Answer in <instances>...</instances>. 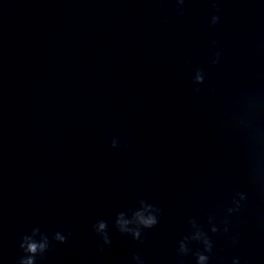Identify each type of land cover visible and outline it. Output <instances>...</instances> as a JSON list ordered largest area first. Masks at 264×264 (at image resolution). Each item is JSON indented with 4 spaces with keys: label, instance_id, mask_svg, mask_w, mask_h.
Returning <instances> with one entry per match:
<instances>
[{
    "label": "water",
    "instance_id": "1",
    "mask_svg": "<svg viewBox=\"0 0 264 264\" xmlns=\"http://www.w3.org/2000/svg\"><path fill=\"white\" fill-rule=\"evenodd\" d=\"M29 259L264 264V0H0V264Z\"/></svg>",
    "mask_w": 264,
    "mask_h": 264
},
{
    "label": "clouds",
    "instance_id": "2",
    "mask_svg": "<svg viewBox=\"0 0 264 264\" xmlns=\"http://www.w3.org/2000/svg\"><path fill=\"white\" fill-rule=\"evenodd\" d=\"M142 222L145 223V224H151L154 221L152 220V218H148V219L142 220ZM101 227H103V225H101ZM37 247H38V245H36L35 243H32V244H29L28 250L31 251V252H35ZM39 247L43 248V245L41 244V245H39ZM200 259L203 260L204 257H201ZM26 264H31V260L29 259L26 262Z\"/></svg>",
    "mask_w": 264,
    "mask_h": 264
}]
</instances>
